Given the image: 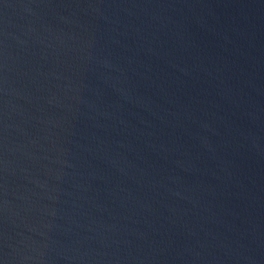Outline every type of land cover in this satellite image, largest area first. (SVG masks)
Wrapping results in <instances>:
<instances>
[{"label": "water", "instance_id": "water-1", "mask_svg": "<svg viewBox=\"0 0 264 264\" xmlns=\"http://www.w3.org/2000/svg\"><path fill=\"white\" fill-rule=\"evenodd\" d=\"M0 264H264V0H0Z\"/></svg>", "mask_w": 264, "mask_h": 264}]
</instances>
